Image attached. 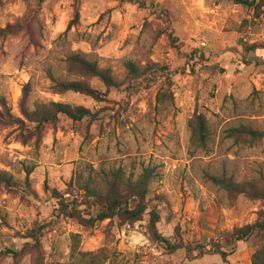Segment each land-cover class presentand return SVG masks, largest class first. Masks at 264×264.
I'll list each match as a JSON object with an SVG mask.
<instances>
[{
    "label": "rangeland",
    "instance_id": "obj_1",
    "mask_svg": "<svg viewBox=\"0 0 264 264\" xmlns=\"http://www.w3.org/2000/svg\"><path fill=\"white\" fill-rule=\"evenodd\" d=\"M138 1L0 0V27L21 26L0 39V97L13 116L30 125L20 109L29 85L24 106L54 100L100 111L101 118L74 122L62 116L40 139L0 121V169L18 185L0 184L1 248L21 250L26 231L52 216L57 200L46 185L64 192L71 179L92 169L121 167L135 178L149 167L151 192L163 197L159 232L174 238L178 230L192 246L221 244L264 210L263 201L230 196L210 179L225 172L264 185V139L248 145L227 137V129L239 123L264 131V6L256 13L231 0ZM170 19L178 49L165 32ZM74 51L121 79L129 60L156 62L173 75L170 82L158 77L151 84V75L134 80L130 97L121 87L110 91L107 102L75 92L53 94L51 72L101 86L69 71L66 60ZM161 91L163 106L156 102ZM197 112L211 127L205 149L190 141L189 121ZM80 208L92 210L86 204ZM148 222L146 215L134 227L119 229L104 221L86 228L74 219L56 218L41 237L43 264H90L85 255L90 252L98 254L94 264H252V240L238 242L227 263L214 253L188 260L184 251L168 254L153 242ZM36 257L25 251L18 259L0 257V264H34Z\"/></svg>",
    "mask_w": 264,
    "mask_h": 264
},
{
    "label": "trees",
    "instance_id": "obj_2",
    "mask_svg": "<svg viewBox=\"0 0 264 264\" xmlns=\"http://www.w3.org/2000/svg\"><path fill=\"white\" fill-rule=\"evenodd\" d=\"M118 2H135L138 0H115ZM234 4H239L248 8H253L259 13L264 6V0H231ZM140 6L145 7V4ZM166 14V12H164ZM259 15V14H258ZM171 19L167 20L165 32L168 34L170 42L177 49L179 48L178 38L174 35L171 27ZM21 29L19 23L7 24L0 27V39L8 35H14ZM204 55L202 54V60ZM66 63L69 71L76 70L84 77L96 79L101 86L89 84L85 80H70L65 76H58L49 73L51 80L50 91L53 94H63L66 92H75L92 98L96 102L109 101V93L114 89L125 87L128 97L136 91L132 82L151 75L149 83L157 81L158 77H166L170 82V76L167 67H163L156 62H147L145 65L139 62L126 61L124 77L118 78L111 69L104 68L99 63L88 58L85 54L74 51L67 57ZM181 71H185L181 70ZM165 80V81H166ZM150 85V84H149ZM165 84H163L164 86ZM169 98L173 99L172 92L169 88ZM138 90V89H137ZM161 91L157 96L156 102L164 105ZM29 94V85L23 89L21 97V113L25 120L30 123L26 124L22 119L16 118L11 113L7 100L0 97V121L10 125H17L21 131H25L28 136L40 139L44 129L48 125H56L62 116L74 122L88 119L90 122L100 120V111H92L82 105H71L68 103L48 100L36 102L33 108L24 106ZM28 103V102H27ZM191 130V145L197 149H205L211 138V127L206 116L202 113H195L189 121ZM227 137L232 138L234 143H246L254 145L264 139V131L254 128L245 123L233 125L227 129ZM30 173V170L28 171ZM154 174L149 167H143L137 177H129L121 168L113 169H92V173L86 177L82 174L77 175L68 183L64 192L51 189L45 186L51 197L57 200V207L54 209L52 216L48 221L36 222L33 228L26 231L22 236L26 241L23 243L21 250L1 248L0 257L10 255L18 259L25 251H31L37 254L34 264H43L41 237L45 229L56 218L67 217L76 220L80 225L90 228L96 223L108 221L116 225L119 229L134 227L138 222L143 221L146 215L149 216L148 231L153 242L160 244L168 254L176 253L179 250L185 252L186 259L193 260L196 257H202L208 253L219 254L224 263H227L228 257L235 251L238 242H250L254 248L252 255V264H264V210L258 214V218L252 224H247L235 228L232 232L223 237V242L218 245H212L207 248L203 245H194L185 242L177 230L175 237L164 236L158 230V224L161 215L158 206L163 202V197L155 196L151 192L150 186ZM212 182L226 191L230 196L243 195L253 201L264 202V185L258 184L255 179H246L238 181L232 175L225 172L216 176H210ZM28 182V180H27ZM0 184L6 187H17L14 177L7 171L0 169ZM80 193L82 200H80ZM68 194V197L65 195ZM83 202V203H82ZM86 204L87 208H92L91 212H84L81 205ZM76 237V236H75ZM73 249H76L74 247ZM106 248H102L99 253L103 254L104 260L107 259L105 254ZM196 252V254H195ZM91 262L97 263V253H88ZM103 264V263H101Z\"/></svg>",
    "mask_w": 264,
    "mask_h": 264
},
{
    "label": "water",
    "instance_id": "obj_3",
    "mask_svg": "<svg viewBox=\"0 0 264 264\" xmlns=\"http://www.w3.org/2000/svg\"><path fill=\"white\" fill-rule=\"evenodd\" d=\"M128 233V230L126 231V234ZM133 238L138 239L137 235H132Z\"/></svg>",
    "mask_w": 264,
    "mask_h": 264
}]
</instances>
